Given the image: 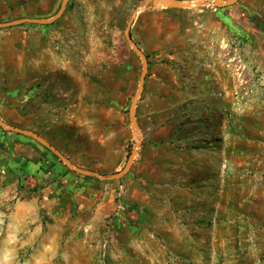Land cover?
I'll return each instance as SVG.
<instances>
[{
	"label": "rangeland",
	"instance_id": "obj_1",
	"mask_svg": "<svg viewBox=\"0 0 264 264\" xmlns=\"http://www.w3.org/2000/svg\"><path fill=\"white\" fill-rule=\"evenodd\" d=\"M182 1L0 0V120L106 176L139 145L104 181L0 127V200L41 196L46 264H264V0Z\"/></svg>",
	"mask_w": 264,
	"mask_h": 264
},
{
	"label": "crops",
	"instance_id": "obj_2",
	"mask_svg": "<svg viewBox=\"0 0 264 264\" xmlns=\"http://www.w3.org/2000/svg\"><path fill=\"white\" fill-rule=\"evenodd\" d=\"M0 203H6L8 206L7 214L0 213V255L9 257L8 260L2 261V264H14L19 255L33 247L35 248L29 253L23 264H46L48 246L47 238L42 234L41 208L44 201L41 196L19 200L11 204L0 200ZM96 216V218H102L101 212H97ZM188 216L192 217L193 214ZM171 226H173L172 223ZM190 226V224L187 225V227ZM183 238L189 244L188 246L185 244L187 250H193L191 243L194 238L188 232L183 234ZM183 238L179 234H175V238L171 236V239L174 240H184Z\"/></svg>",
	"mask_w": 264,
	"mask_h": 264
},
{
	"label": "water",
	"instance_id": "obj_3",
	"mask_svg": "<svg viewBox=\"0 0 264 264\" xmlns=\"http://www.w3.org/2000/svg\"><path fill=\"white\" fill-rule=\"evenodd\" d=\"M213 1H214L216 6L222 8L224 6H228V5L235 3L237 0H232L231 3L220 2L219 0H213ZM151 3H153V4L151 5ZM198 4L201 6L204 5L203 1H200ZM192 7H195V4L186 3L182 0H147L146 4L143 7V10H148L151 8L163 9V8H192ZM140 11L141 10L138 9L134 12V14H133L132 18L130 19V21L128 22L126 30H125V37H126L128 44L132 47L133 51L140 57V59L143 62V70H142L141 75H140V80H139L137 92H136L135 96L133 97L130 112H129L130 113V120H131V123L133 126V131H134L135 136H137L138 132H139V125L137 122V105H138L139 99L144 94L146 77H147L148 72H149L148 58H147L146 54L138 46V44L133 40L132 33H131V27L133 25V22H134L136 16L138 15V13ZM25 21L26 20H23L22 22H25ZM6 26H7V24L6 25H0V28L6 27ZM0 127L4 130L9 131V132L29 135V136L36 138L44 147H46L51 152H53L55 155H57L60 158V160L63 161L66 164V166H68L71 170L76 171V172H78L84 176H96V177L101 178L104 181H110V180L123 178L127 174L128 170H129V168H130V166H131V164H132V162H133V160L137 154L138 146H139L138 145L135 148H133V151H132L131 155L129 156L128 163H127L126 167L124 168V170L120 174L114 175V176H106V175H101V174H97V173L87 172V171H84L80 168L72 166L71 163L69 162V160L66 159V157L63 154H61L59 150H57L54 146H52L48 142L44 141L43 139H41L40 137H38L35 133H33L31 131H27V130H24L21 128L10 126L9 124L3 122L2 120H0Z\"/></svg>",
	"mask_w": 264,
	"mask_h": 264
},
{
	"label": "built area",
	"instance_id": "obj_4",
	"mask_svg": "<svg viewBox=\"0 0 264 264\" xmlns=\"http://www.w3.org/2000/svg\"><path fill=\"white\" fill-rule=\"evenodd\" d=\"M104 249H106V246H105V248ZM104 256L103 257H105L106 256V251H104V254H103Z\"/></svg>",
	"mask_w": 264,
	"mask_h": 264
},
{
	"label": "bare ground",
	"instance_id": "obj_5",
	"mask_svg": "<svg viewBox=\"0 0 264 264\" xmlns=\"http://www.w3.org/2000/svg\"><path fill=\"white\" fill-rule=\"evenodd\" d=\"M195 4V3H194Z\"/></svg>",
	"mask_w": 264,
	"mask_h": 264
}]
</instances>
